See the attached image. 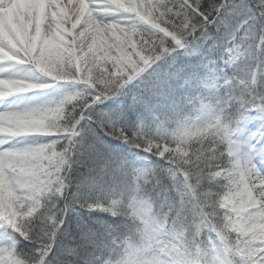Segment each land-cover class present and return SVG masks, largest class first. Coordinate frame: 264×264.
<instances>
[{
  "label": "snow or ice",
  "instance_id": "obj_1",
  "mask_svg": "<svg viewBox=\"0 0 264 264\" xmlns=\"http://www.w3.org/2000/svg\"><path fill=\"white\" fill-rule=\"evenodd\" d=\"M264 264V0H0V264Z\"/></svg>",
  "mask_w": 264,
  "mask_h": 264
},
{
  "label": "clouds",
  "instance_id": "obj_2",
  "mask_svg": "<svg viewBox=\"0 0 264 264\" xmlns=\"http://www.w3.org/2000/svg\"><path fill=\"white\" fill-rule=\"evenodd\" d=\"M153 258L164 260L156 246L146 245L137 234L120 250L114 264H150Z\"/></svg>",
  "mask_w": 264,
  "mask_h": 264
}]
</instances>
